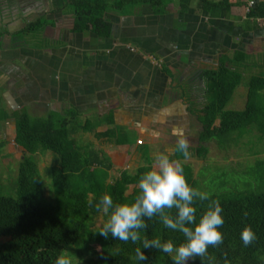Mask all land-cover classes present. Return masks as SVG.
Segmentation results:
<instances>
[{
	"label": "trees",
	"instance_id": "trees-1",
	"mask_svg": "<svg viewBox=\"0 0 264 264\" xmlns=\"http://www.w3.org/2000/svg\"><path fill=\"white\" fill-rule=\"evenodd\" d=\"M63 2L64 7L60 11L64 16L70 15L67 20L69 32H90L105 39L113 31V23L106 18V14H122L126 9L157 5L161 0ZM199 2L201 6L211 5L212 15L229 7V0H223L219 4L209 0ZM248 16L264 19V0L255 4ZM51 23L54 24V21L45 18L32 22L22 30L21 37L24 39L33 36L31 40L38 42L32 45L36 49H55L58 41L44 40L42 37L46 26ZM224 75V78H218L212 71L202 74L207 88L206 101L205 106L197 113L203 128L200 146L192 153L199 160H206L208 144L215 143L219 150L228 151L239 145L240 140L249 133L257 141H249L248 144L253 145L252 149L264 143V77L259 75L249 79L247 103L243 111H229L226 108L236 89L242 84L243 74L238 70L225 69ZM209 83L215 86L209 88ZM10 119L16 122L14 144L24 150V155L19 166L16 195L8 197L0 194V239H4L0 241V264H55L62 251L80 261L86 260L85 263L88 264H172V258L168 254L156 249H143L145 238L160 239L161 242L171 240L176 246L185 242L182 233L166 228L158 216L151 220L145 219L149 227L141 230V240L136 243L119 241L112 238L111 234L108 238L99 234L103 226L97 227L96 220L102 215L105 221L110 217V212L106 214L96 210L101 198L110 195L114 205L133 203L140 194V177L153 168L149 165L134 172L121 170L115 177V173H112L113 166L102 156L100 150L92 142L76 138L80 133H91L96 140L113 145L116 142L113 127L97 133L90 122L81 121L76 111H69L65 117L57 112H50L41 118L31 116L26 110L11 114L0 110V123ZM109 124L113 125L112 118ZM3 146L4 142L0 141V151ZM47 152L53 155V163L44 169V176L51 181V188L45 187L35 158L36 155ZM252 155L255 162L246 168L251 167L249 174L255 180L254 186L248 184L239 188L231 185L228 190L220 188L209 193V200L197 201L195 204L197 223L212 201L220 202L225 219V224L220 229L224 235V243L220 247H210L209 256L214 257V260L205 258L203 264H224L225 253L231 264H264V159L260 158L259 151H254ZM175 159L181 161L189 185L207 192L203 187L200 188L193 166L185 163L177 150ZM217 168L226 174L242 173V170ZM0 187L1 193L3 189ZM47 190L52 195V201L45 197ZM169 214L175 215L176 210H171ZM246 226H251L258 237L249 247H245L240 239ZM137 248L145 252L148 260L136 259ZM87 255H92L97 260L85 259ZM187 264H202V261L197 257Z\"/></svg>",
	"mask_w": 264,
	"mask_h": 264
},
{
	"label": "crops",
	"instance_id": "crops-1",
	"mask_svg": "<svg viewBox=\"0 0 264 264\" xmlns=\"http://www.w3.org/2000/svg\"><path fill=\"white\" fill-rule=\"evenodd\" d=\"M261 1L229 0V7L216 15L211 5L201 6L199 0H161L122 14L110 12L106 18L113 31L105 39L58 27L57 19L70 16L60 12L44 30L46 40L53 35L58 41L55 49L26 45L8 54L3 51V60L11 64L8 77L15 78L9 79L7 92L13 104L4 110L10 114L26 110L41 118L50 112L65 117L76 111L97 133L113 127L115 144L100 152L115 177L121 170L153 167L160 153L174 160L178 140L174 129L183 130L190 151L200 146L203 127L197 111L205 106V71L218 78H224L225 69L243 74L229 111H243L249 79L264 77V19L249 18L247 8L250 2ZM59 7H64L63 0ZM14 64L23 72H13ZM82 135L76 138L81 140Z\"/></svg>",
	"mask_w": 264,
	"mask_h": 264
},
{
	"label": "clouds",
	"instance_id": "clouds-1",
	"mask_svg": "<svg viewBox=\"0 0 264 264\" xmlns=\"http://www.w3.org/2000/svg\"><path fill=\"white\" fill-rule=\"evenodd\" d=\"M174 134L178 136L177 152L182 154L184 160L190 159L189 141L183 130L176 128ZM138 188L140 194L131 204L114 205L110 195L101 198L96 205L97 212H110L108 221L99 232L101 236L108 238L111 234L112 238L119 241L136 243L141 240V230L149 227L145 219L151 220L158 216L166 228L182 233L185 242L176 246L171 240L161 242L160 239L145 238L143 249H156L168 254L172 258V264H187L197 257L201 258L202 264L205 258L214 260V257L209 256L208 250L224 243V235L220 231L225 224L223 208L219 201H212L197 223L195 204L197 201L209 200L210 194L189 185L179 159L173 160L166 154H158L152 170L140 177ZM173 209L176 214H169ZM240 239L245 247H249L258 237L251 226H246ZM136 259L146 261L148 256L137 248ZM55 264H73V260L62 251ZM224 264H231L227 253L224 255Z\"/></svg>",
	"mask_w": 264,
	"mask_h": 264
},
{
	"label": "rangeland",
	"instance_id": "rangeland-1",
	"mask_svg": "<svg viewBox=\"0 0 264 264\" xmlns=\"http://www.w3.org/2000/svg\"><path fill=\"white\" fill-rule=\"evenodd\" d=\"M31 38L34 37L31 36ZM31 38H27L28 45H36L38 42L35 43V41H32ZM2 53L3 52H0V104L2 103V105H0V110L6 109L5 107L10 108L11 106L9 103L11 102V100H9V98L7 97V92L10 89V80L15 79L13 77H8L9 72H11L9 69L11 64H9L6 59L3 60ZM14 65L15 67L12 69L13 72L15 70L16 72L18 71L20 73L23 72V68L21 66H19L18 64V66L16 64ZM4 103H6L7 105ZM226 109H228V107ZM13 127L14 122L12 120L0 123V141L4 142V146L0 151V186H2L3 189H1L3 193L1 192L0 194L8 197H14L16 195L15 187L19 174L20 162L23 158L22 152H18V149L14 144V136L13 138L11 137L12 132L15 135ZM252 136L253 135L250 133L247 134L243 137V139L240 140L239 145L229 148L228 151L219 150L215 143L208 144L207 146L209 148V153L206 160H199L192 154L189 159L191 161L190 165H192L194 168V172L200 188L203 187L208 193H213L220 188L222 190H228L231 185H236L239 188H242L244 185L246 186L248 184L254 186L255 180L253 179V176L249 174L251 167L246 168V166L251 165L255 162V158L252 155L254 151H259L261 153L260 158L264 159V143H261V145L256 149H252L253 145H249V141L252 140L254 143L257 142L256 139H254ZM255 136L258 135L255 134ZM78 138H80L84 142H92L98 150H103L104 148H107L109 146L108 144H104L96 140L93 135L83 134ZM196 144L197 143L195 142L192 143L193 146H195ZM190 152L193 153V150H191ZM35 158L42 173L45 187L51 188V181L46 176H44V169L53 163L52 153L47 152L44 155H36ZM217 167L233 169L235 171L242 170V173H238L237 175L234 173L226 174ZM201 172L203 173L201 174ZM224 184H227V186ZM45 197L48 201L53 200L52 195L48 190L45 194ZM106 222L107 221H105L104 216L102 215L96 220V226L102 227ZM3 240L4 239H0V241ZM65 255H69L72 257L73 264H88L85 263L86 260L80 261L75 256H72L69 253H65ZM85 259L97 260V258L92 255H87Z\"/></svg>",
	"mask_w": 264,
	"mask_h": 264
},
{
	"label": "flooded vegetation",
	"instance_id": "flooded-vegetation-1",
	"mask_svg": "<svg viewBox=\"0 0 264 264\" xmlns=\"http://www.w3.org/2000/svg\"><path fill=\"white\" fill-rule=\"evenodd\" d=\"M61 9L59 0L49 3L47 0H0V52L8 54L17 48L25 49L28 39L21 37L22 30L41 18H59ZM66 18L62 16L57 19V26H68ZM44 33L42 37L45 40ZM52 37L50 41H54Z\"/></svg>",
	"mask_w": 264,
	"mask_h": 264
},
{
	"label": "built area",
	"instance_id": "built-area-1",
	"mask_svg": "<svg viewBox=\"0 0 264 264\" xmlns=\"http://www.w3.org/2000/svg\"><path fill=\"white\" fill-rule=\"evenodd\" d=\"M254 5H255V3L254 2H250L249 4H248V12H250V9L252 8V7H254Z\"/></svg>",
	"mask_w": 264,
	"mask_h": 264
},
{
	"label": "water",
	"instance_id": "water-1",
	"mask_svg": "<svg viewBox=\"0 0 264 264\" xmlns=\"http://www.w3.org/2000/svg\"><path fill=\"white\" fill-rule=\"evenodd\" d=\"M16 123V122H15Z\"/></svg>",
	"mask_w": 264,
	"mask_h": 264
}]
</instances>
